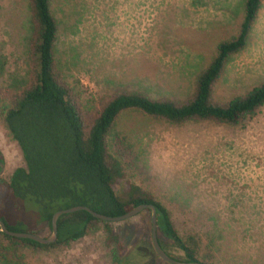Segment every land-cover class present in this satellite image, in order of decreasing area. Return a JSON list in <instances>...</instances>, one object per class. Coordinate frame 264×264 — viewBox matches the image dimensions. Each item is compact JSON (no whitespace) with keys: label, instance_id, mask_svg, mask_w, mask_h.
<instances>
[{"label":"rangeland","instance_id":"obj_1","mask_svg":"<svg viewBox=\"0 0 264 264\" xmlns=\"http://www.w3.org/2000/svg\"><path fill=\"white\" fill-rule=\"evenodd\" d=\"M242 2L52 0L56 58L85 119L101 98L123 89L154 99L189 97L218 42L236 33ZM30 19V0H0V88L25 75ZM261 82L264 0L245 48L227 61L212 98L227 102ZM3 104L0 99V210L9 224L21 222V229L48 237L38 206L7 195L5 183L24 162L4 127ZM108 141L111 151H120L126 180L151 191L170 210L182 237L196 235L205 253L208 238L215 235V264H264V105L237 125L214 120L176 124L123 111ZM148 216L142 211L109 222L120 254L148 252ZM107 241L103 225L54 248H19L0 235V264H115V245ZM151 259L169 264L154 255Z\"/></svg>","mask_w":264,"mask_h":264},{"label":"trees","instance_id":"obj_2","mask_svg":"<svg viewBox=\"0 0 264 264\" xmlns=\"http://www.w3.org/2000/svg\"><path fill=\"white\" fill-rule=\"evenodd\" d=\"M51 1L30 0L25 75L0 88L3 124L24 162L12 171L5 183L7 195L34 202L42 224L49 230L53 214L73 206L120 216L140 204H151L156 209L157 239L165 253L180 261L215 264V252L219 251L215 235L208 238L205 253L196 235L182 237L170 210L151 191L126 180L120 151H111L108 137L117 117L128 110L176 124L214 120L229 125H237L259 110L264 105V82L227 102L215 101L212 93L229 58L245 48L263 0H243L236 33L218 42L210 61L197 75L189 97L154 99L141 91L123 89L107 99L101 98L87 120L56 58L58 22L51 11ZM143 211L149 213L151 237L150 209ZM0 219L11 231L35 233L21 229V222L9 224L2 209ZM98 225H103L107 242L115 245V264H152L150 258L158 257L147 240L148 252L120 254L118 236L109 222L84 210L58 218L57 239L52 244L11 237L1 231L0 235L19 248H54L82 238Z\"/></svg>","mask_w":264,"mask_h":264},{"label":"water","instance_id":"obj_3","mask_svg":"<svg viewBox=\"0 0 264 264\" xmlns=\"http://www.w3.org/2000/svg\"><path fill=\"white\" fill-rule=\"evenodd\" d=\"M146 209H150L151 240H152L153 249L156 255L158 256V258L169 264H200L199 262H185V261L176 260L173 257L169 256L167 253H165V251L159 245V242L157 239L156 209L151 204H140L120 216H107L101 213H97L86 206H73L71 208L62 209V210L56 211L53 214L52 219H51L50 235L48 237H42L38 234L30 233V232L11 231L7 229L6 225L4 224L3 221H1V219H0V231L4 233L5 235L11 236V237L21 238V239H30L40 244H52L57 239V220L62 214L84 210V211L89 212L95 218L100 219L102 221L115 222V221H123L129 218H132Z\"/></svg>","mask_w":264,"mask_h":264},{"label":"flooded vegetation","instance_id":"obj_4","mask_svg":"<svg viewBox=\"0 0 264 264\" xmlns=\"http://www.w3.org/2000/svg\"><path fill=\"white\" fill-rule=\"evenodd\" d=\"M3 172H4V162L0 156V176L2 175Z\"/></svg>","mask_w":264,"mask_h":264}]
</instances>
